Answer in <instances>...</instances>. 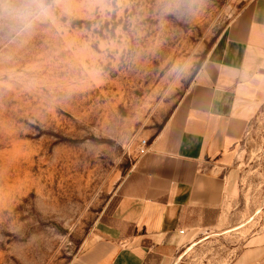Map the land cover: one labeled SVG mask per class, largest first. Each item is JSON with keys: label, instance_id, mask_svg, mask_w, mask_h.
<instances>
[{"label": "rangeland", "instance_id": "1", "mask_svg": "<svg viewBox=\"0 0 264 264\" xmlns=\"http://www.w3.org/2000/svg\"><path fill=\"white\" fill-rule=\"evenodd\" d=\"M250 1L0 0V264L81 252L140 141ZM255 114L235 159V225L264 198V104ZM252 225L211 236L183 264L227 257L219 240Z\"/></svg>", "mask_w": 264, "mask_h": 264}, {"label": "crops", "instance_id": "2", "mask_svg": "<svg viewBox=\"0 0 264 264\" xmlns=\"http://www.w3.org/2000/svg\"><path fill=\"white\" fill-rule=\"evenodd\" d=\"M262 104L264 0H251L159 129L146 134V151L69 264H183L194 246L249 222L242 240H219L229 254L212 264H264V198L253 217L235 225L237 148Z\"/></svg>", "mask_w": 264, "mask_h": 264}, {"label": "built area", "instance_id": "3", "mask_svg": "<svg viewBox=\"0 0 264 264\" xmlns=\"http://www.w3.org/2000/svg\"><path fill=\"white\" fill-rule=\"evenodd\" d=\"M146 148H147V142L145 139H142L138 145V151H137L138 155L143 154L146 151ZM179 233L182 234L183 230H180Z\"/></svg>", "mask_w": 264, "mask_h": 264}]
</instances>
